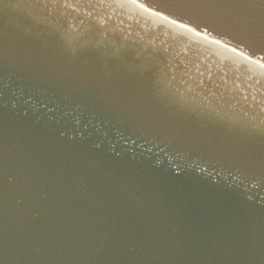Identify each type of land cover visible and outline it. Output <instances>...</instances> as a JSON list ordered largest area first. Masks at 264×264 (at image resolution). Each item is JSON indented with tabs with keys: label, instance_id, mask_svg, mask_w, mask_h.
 <instances>
[{
	"label": "water",
	"instance_id": "obj_1",
	"mask_svg": "<svg viewBox=\"0 0 264 264\" xmlns=\"http://www.w3.org/2000/svg\"><path fill=\"white\" fill-rule=\"evenodd\" d=\"M139 1L264 62V0ZM48 11L0 0V264H264V134L219 139Z\"/></svg>",
	"mask_w": 264,
	"mask_h": 264
},
{
	"label": "bare ground",
	"instance_id": "obj_2",
	"mask_svg": "<svg viewBox=\"0 0 264 264\" xmlns=\"http://www.w3.org/2000/svg\"><path fill=\"white\" fill-rule=\"evenodd\" d=\"M66 1L68 5L78 7V12H73L76 20H82L83 22L79 23L87 28L91 26L84 30V33L90 32L92 27L95 29L96 26L101 27V24L107 34L104 39L110 44L111 41L116 43L127 36L128 39L133 40L127 43L139 42V45L132 47L141 51L143 50L140 46L146 45V54L152 56H159V53H153L149 47L161 46L165 49L160 51L162 57L170 53L177 63L178 60L182 61L181 67L189 72V77L194 78L191 83L195 86L198 84L195 80H201L197 75L202 73L205 74L202 81L206 87L212 85L222 89L234 88L240 81H245L246 87L241 92L242 95L238 91H233V97L240 99L236 105L247 112L249 105L258 108L262 112L261 120H264V63L251 55L237 50L225 41L210 38L186 24L148 8L137 0ZM87 5H95L100 9L91 12L87 9ZM98 35L93 36L95 39L93 42L100 45L103 37L97 38ZM161 39L165 43H159ZM171 46L174 48L179 46L180 49L172 52ZM146 54L144 55L147 56ZM196 63L198 65H195ZM207 74L212 76L213 80H206ZM228 74L229 76L225 77ZM189 77L187 79L191 80ZM246 93H252L256 98ZM242 96L248 101L247 103L241 100ZM212 103L215 104V101L212 100ZM258 113L260 114V111Z\"/></svg>",
	"mask_w": 264,
	"mask_h": 264
},
{
	"label": "rangeland",
	"instance_id": "obj_3",
	"mask_svg": "<svg viewBox=\"0 0 264 264\" xmlns=\"http://www.w3.org/2000/svg\"><path fill=\"white\" fill-rule=\"evenodd\" d=\"M211 60V59H210ZM213 60V59H212ZM209 62H211V61H209ZM183 71V70H182ZM250 73H252V72H250ZM186 75L184 74H182L180 77H179V82L180 81H182V82H184V83H186V84H184V85H182V84H179L178 85V87L180 88V90L183 92V91H185V90H187L189 87H190V82L191 81H194V78H192L191 76V80H190V82L186 79V78H184ZM198 77L200 76V74H198L197 75ZM189 77V78H190ZM209 77V76H208ZM173 78V77H172ZM174 79V78H173ZM176 81V80H175ZM196 82V81H195ZM176 85H177V81H176ZM203 100H205V99H203ZM208 102V101H207Z\"/></svg>",
	"mask_w": 264,
	"mask_h": 264
}]
</instances>
